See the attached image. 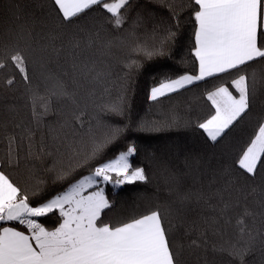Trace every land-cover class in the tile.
Listing matches in <instances>:
<instances>
[{
    "label": "trees",
    "instance_id": "obj_1",
    "mask_svg": "<svg viewBox=\"0 0 264 264\" xmlns=\"http://www.w3.org/2000/svg\"><path fill=\"white\" fill-rule=\"evenodd\" d=\"M173 2L177 10L187 4V0ZM16 5L20 6L21 14L29 23L34 22L36 33L46 35L54 30L62 31L66 46L73 35L85 40L91 38L95 43L90 49L82 48L75 61L67 55H62L58 61L53 57L49 67L70 93L66 98L53 96V91L57 90L56 82L50 81L46 72L36 69L31 63L30 83H25L10 68L0 69V171H4L21 189H42L41 197L31 201L35 205L62 191L72 180L87 175L97 163L114 157L133 143L137 153L131 158L132 163L145 168L148 181L125 184L116 190L105 188L111 207L105 210L103 218L116 222L145 214L158 206L165 212L169 206L173 209L178 207L168 191L167 171H184L186 162L198 160L199 171L187 177L184 186L202 190L206 197L211 196V204L217 206V212H213L204 201L193 202L190 208L182 209L180 214L184 217V224L176 231L174 243L184 245L183 264H236L226 253L212 249L213 245L219 249L236 243L234 225L245 207L257 213L254 221L249 218L248 227L264 232V216L259 215V202L264 200V164L254 177L243 174L236 164L242 149L258 130L259 123L264 122V62H254L245 69L249 74L255 73L259 80L250 111L223 139L213 143L196 126L214 112L204 94L222 81L230 86V80L236 73L199 82L159 101L148 99L150 89L161 80L174 79L195 70L194 58L191 57L194 22L187 10L180 13V27L176 28L168 8L158 0H131L123 10L127 22L118 32L111 27L107 15L100 8L90 10L61 28L51 0H0V49L9 43L8 29L15 26ZM138 17L140 20L136 24ZM169 28L176 31L177 36L168 41L166 54L151 60L139 58L140 68L129 70L125 67L129 62L125 49L115 44L110 51L105 47L109 40L115 41L130 29H135L141 41L158 45ZM132 58L137 59L135 56ZM74 62L94 67L96 72L103 74L102 79L99 82L93 81L91 76L85 79L82 67L81 71L73 70ZM13 76L15 82L8 86L5 81ZM45 103L48 104L46 113L41 107ZM112 103H122L123 116L101 110ZM34 104L37 112L43 114L39 123L33 120ZM77 116L82 123H77ZM140 122L150 129L154 126L159 130L138 131ZM102 124L129 127L90 167L76 168L68 180L58 181L56 173L51 171L53 165L57 168L75 166L90 150L92 137L99 138L103 134ZM13 139L10 166V140ZM41 146L44 147L43 153H40ZM193 177L196 178L195 184ZM253 189L256 192L245 200ZM224 202L233 207L220 220L217 232L209 231L202 236L204 219L217 215ZM57 218L50 216L40 220L45 226L54 227ZM229 218L232 220L230 224L225 222ZM190 239H206L207 247L189 249ZM262 239L264 236L257 240L254 253L247 257V264H264Z\"/></svg>",
    "mask_w": 264,
    "mask_h": 264
},
{
    "label": "snow or ice",
    "instance_id": "obj_2",
    "mask_svg": "<svg viewBox=\"0 0 264 264\" xmlns=\"http://www.w3.org/2000/svg\"><path fill=\"white\" fill-rule=\"evenodd\" d=\"M130 2L131 0H51L61 28L90 10L100 8L107 15L111 27L118 32L127 22L123 10ZM158 2L168 8L172 20L176 22V28L180 27V13L183 11L187 10L190 20L194 22L191 57L194 58L195 70L174 79L161 80L150 89L148 99L159 101L162 97L199 82L236 73L230 80V86L222 81L205 92V99L210 102L214 112L196 125L209 141L218 143L248 114L257 91L259 80L256 74H249L245 69L254 62H264V0H187V4L179 10L174 7L173 0ZM16 9L15 26L8 29L9 43L0 49V69L10 68L25 83H30L31 63L36 69L46 72L50 81L56 82L57 90L53 91V96L69 97L67 88L49 67L53 63V57L58 61L62 55H67L75 61L82 48L90 49L95 42L91 38L85 40L73 35L66 46L63 42L64 32L54 30L46 35L36 33L34 22L29 23L21 14L19 5H16ZM139 20L138 17L134 23L138 24ZM176 36L177 32L169 28L158 45H150L147 41L140 40L135 29H130L115 41L109 40L105 47L110 51L115 44L125 49L129 61L125 67L131 70L142 66L139 58L151 60L164 56L168 41L174 40ZM133 56L137 59H133ZM81 67L85 79L89 76L96 82L102 79L103 74L96 72L88 64L80 66L74 62L72 65L74 71H81ZM14 82V76L5 81L8 86ZM41 107L44 113L48 111L47 103ZM101 110L115 116L124 115L122 103L105 105ZM42 115L37 112L34 104L33 120L39 123ZM76 120L77 123H82L79 116ZM100 126L103 134L99 138L92 137L90 150L75 166L57 168L53 165L51 171L56 173L58 181L68 180L76 168L90 167L129 127L112 124ZM137 130L159 129L154 126L150 129V126L140 122ZM12 143L14 139L10 140V166ZM43 152L44 147L41 146L40 153ZM136 153L135 144L129 143L126 150L97 163L87 175L72 180L62 191L35 205L31 201L41 197L42 189H21L4 171H0V264H183L181 257L184 245L174 243L176 231L184 224L181 210L190 208L193 202L198 204L204 201L213 212H217V206L211 204V196L206 197L202 190L184 186L185 179L199 171L198 160L186 162L184 171H167L168 191L178 207L173 209L169 206L165 212L158 206L145 214L116 222L105 221L103 218L105 210L111 207L105 194V185L119 187L148 181L145 168L132 163L131 158ZM236 164L243 174L250 177H254L261 164H264V122L259 123L258 130L242 149ZM193 183H196L195 177ZM255 192L256 189H253L252 193L245 196V200ZM220 199L223 200L222 195ZM231 207L233 206L224 202L217 215L206 217L202 236H206L209 231L215 234L217 225ZM259 208V215L264 216V200L259 202ZM256 215L257 213L245 207L235 221L236 243L219 249L213 245L212 250L226 253L236 264H247V257L254 253L257 240L264 236L261 230L254 231L248 227L249 218L254 221ZM50 216L58 217L54 227H47L40 220ZM225 222L230 224L232 220L229 218ZM186 235L190 236L188 233ZM261 243L264 244V239ZM201 246L207 247L206 239H190L189 249L195 250Z\"/></svg>",
    "mask_w": 264,
    "mask_h": 264
},
{
    "label": "rangeland",
    "instance_id": "obj_3",
    "mask_svg": "<svg viewBox=\"0 0 264 264\" xmlns=\"http://www.w3.org/2000/svg\"><path fill=\"white\" fill-rule=\"evenodd\" d=\"M122 186H123V185H122ZM104 187H105V188H106V187H111L112 189L116 190V189L120 188L121 186H119V187H114L113 185H105Z\"/></svg>",
    "mask_w": 264,
    "mask_h": 264
},
{
    "label": "crops",
    "instance_id": "obj_4",
    "mask_svg": "<svg viewBox=\"0 0 264 264\" xmlns=\"http://www.w3.org/2000/svg\"><path fill=\"white\" fill-rule=\"evenodd\" d=\"M234 91V90H233ZM235 94V93H234Z\"/></svg>",
    "mask_w": 264,
    "mask_h": 264
}]
</instances>
